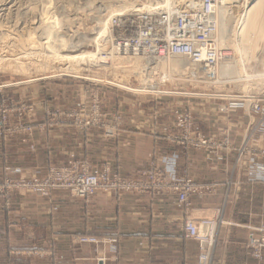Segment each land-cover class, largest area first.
I'll return each mask as SVG.
<instances>
[{
  "label": "crops",
  "instance_id": "1",
  "mask_svg": "<svg viewBox=\"0 0 264 264\" xmlns=\"http://www.w3.org/2000/svg\"><path fill=\"white\" fill-rule=\"evenodd\" d=\"M11 84L4 86L10 104L30 107L0 119V184L8 178L40 179L50 166L72 160L88 162L93 173L107 165L126 178H137L152 162L159 163L175 178L198 186L193 206L223 208L226 222L211 264H264V251L255 258L247 246L253 228L264 226V158L250 152L238 158L264 106L254 111L234 100L135 96L99 87L105 122L112 123L116 115L121 121L116 133L107 135L103 127L79 128L66 117L89 102L91 84ZM186 110L194 134L223 145L209 150L176 139ZM254 138L251 147L264 146V122ZM184 221L183 206L169 192L119 196L96 191L88 200L66 190L12 192L9 207L0 197V264H96L109 246L101 241L110 238L117 239V260L108 254V264H197L198 244L184 236ZM83 236L100 242H81Z\"/></svg>",
  "mask_w": 264,
  "mask_h": 264
},
{
  "label": "built area",
  "instance_id": "2",
  "mask_svg": "<svg viewBox=\"0 0 264 264\" xmlns=\"http://www.w3.org/2000/svg\"><path fill=\"white\" fill-rule=\"evenodd\" d=\"M202 4L197 7L179 8L174 13L166 12H137L115 16L112 18L111 40L103 50L105 61L103 65H111L109 58L120 56L139 60L142 65L141 73L132 74L128 84L138 89H129L124 86L114 85L112 88L123 90L135 96H183L196 98H217L219 95L207 92L213 89L216 81L217 67L230 58L229 49L221 48L215 38L216 34V7L217 0H201ZM183 59L191 64V70L186 73L181 66L167 74L156 69V62L160 59ZM188 70V68H186ZM185 69V71H187ZM127 74L128 72L120 71ZM171 74V75H170ZM171 77V78H170ZM131 78V77H130ZM97 84L102 81L88 80ZM176 82L179 91L163 89L169 82ZM198 85L199 92H186L184 85ZM160 89L161 91H158ZM211 91V90H210ZM236 102L245 101L230 98ZM99 93H91V103L85 104L79 109L69 110L66 117L79 128L91 126L103 127L107 135L116 133L120 125V116L116 115L112 123H106L105 114L99 106ZM249 103L254 111H261L264 106V97H257ZM5 118V115L3 116ZM264 114L257 125L247 132L242 147L239 149L238 158L248 143L254 138L258 126L263 125ZM180 134L176 139L186 142L195 148L217 149L222 142H216L211 138H205L200 134L193 133L192 115L186 110L178 121ZM257 154L264 157V150ZM54 190H66L72 196L88 200L96 191H111L117 195L124 193H138L149 195H162L173 193L184 208V236L193 239L198 244L197 264H211L214 248L218 239L220 228L225 224L223 208L195 207L192 205V194L198 190L191 180L187 178H175L168 173L159 163H151L147 168L140 171L137 178L121 177L111 172L107 165H103L100 171L93 173L90 165L84 160H72L66 165L52 166L47 175L41 179L13 180L6 179L0 184V197L6 199L9 207L10 197L13 191L21 194L27 192L48 195ZM81 242L99 243L95 237L83 236ZM108 243L109 251L113 259L117 260L116 238L101 241ZM252 256L261 258L264 251V226L253 228L247 242ZM107 253L96 257V264H106Z\"/></svg>",
  "mask_w": 264,
  "mask_h": 264
},
{
  "label": "rangeland",
  "instance_id": "3",
  "mask_svg": "<svg viewBox=\"0 0 264 264\" xmlns=\"http://www.w3.org/2000/svg\"><path fill=\"white\" fill-rule=\"evenodd\" d=\"M138 1L139 0H0V36L4 38L3 40L0 37V46L4 47V49L1 50L2 54H6L10 57L13 56V54L15 53L14 51H17L18 46L20 44L23 45L22 43H20L23 38L24 44L38 42L40 45L46 48L52 47L53 45H56L58 43L59 46H63L65 44L68 49H70L71 47L72 49H77L79 47L90 51H97L96 44L93 43L91 40L94 37L97 38L99 36L98 33L102 31L100 27L101 25L99 22V18L105 16L110 18L109 28L112 30V28L110 27L112 23V18L118 16V13L123 10V5L133 6L134 4L135 6ZM185 2L187 4H190L191 2H193V0H185ZM228 2L231 3L233 2V0H230ZM159 11L162 10H155V12ZM140 12L145 11L141 10ZM6 33L8 35H5ZM107 36L108 32L103 35L104 38H106ZM176 59L178 58L171 60L175 61ZM184 61L187 62V60ZM131 63L132 64L128 65L127 67L121 68L119 70H117L112 65H103L102 63L97 64L96 68L91 66L81 67L75 65V68L73 70L68 68V71L65 70V72L57 73H53L52 71H50L47 66L45 68H36L35 66L30 65L28 66L27 70H25L24 68V71H20L17 65H14L13 67H6L3 70H0V82L3 83H0V119L2 121H5L7 120L8 115L21 114L30 107V105L17 104L14 102L10 104L11 98L7 95L4 87L7 84L21 81L28 83L40 81H73L88 83L93 86L94 83H90L88 81L92 79L102 81V84H97V87L93 86L90 90V94L96 90L99 93V90L97 89L99 87L112 88V86L114 85L124 86L129 89H138L131 84L126 85L128 83L127 81L133 79L132 74L130 73L136 74L138 68L142 67L139 60L137 59H133ZM54 65L62 66L64 68L67 67L69 64L64 61H55ZM247 66H254V68H248ZM263 66L264 50L258 54L256 60L244 62V70L246 73L241 75L242 77L240 76L239 80H236L235 77V73H237L236 70H234V73L232 72V70V73L224 75H218L216 73V81H214L215 84L213 85V89H210L211 91H208L207 89L209 88H207V86H205L204 88L207 92L217 94L227 101L233 97L245 101L246 104L249 105L248 102L253 101L257 97H264V79L263 83L261 84V82L259 83V81L258 83H256L257 78H255L264 72ZM158 70L164 74L172 72L171 68L168 65L162 68H158ZM120 71L128 73L125 74L121 73ZM246 78L250 79L248 80ZM246 81L248 82L247 87H245L244 85ZM11 86H14V84H11ZM180 87L182 86L178 85L176 82L171 81L166 86H164L163 89L168 91H179ZM199 88L200 87L194 83H192V85L183 86V90L189 93L197 91L199 92ZM158 91L161 90L158 89ZM99 100V106L101 109L100 93ZM90 103L91 95L90 100L87 104ZM83 105H85V103L79 105L75 109H79ZM75 109L73 108L72 110ZM4 115L5 118L3 117ZM250 143H248L247 149L242 152L241 157L246 152L261 156L257 154V152L261 149L264 150V146L260 148L254 146L251 147ZM261 158L264 157L261 156ZM13 192L21 194L17 191ZM108 254H111V252L109 251V246L107 248V256L108 259H111V256ZM106 263L108 264V260Z\"/></svg>",
  "mask_w": 264,
  "mask_h": 264
},
{
  "label": "bare ground",
  "instance_id": "4",
  "mask_svg": "<svg viewBox=\"0 0 264 264\" xmlns=\"http://www.w3.org/2000/svg\"><path fill=\"white\" fill-rule=\"evenodd\" d=\"M228 1L217 0L214 4L216 7L215 38L221 48H227L232 51L230 52V56L232 57L224 59V61L217 67V74L224 75L232 72L234 73V70H236L237 73H235V77L236 80H239L240 76L246 73L244 70V62L256 60L258 54L264 50V0H233L231 3ZM201 4V0H193L190 4H187L185 0H139L135 6L134 4L133 6L123 5V10L118 13V16L130 14L134 11L140 12L141 10H144L146 13H152L158 9L162 10V12L174 13L179 8L197 7ZM99 19L102 31L98 33L99 36L97 38L94 37L91 40L96 44L97 51H90L79 47L77 49H72L71 46V48L68 49L65 44L59 46L58 43L56 44L57 46L53 45L52 47L46 48L38 42L24 44L23 38L21 41L19 40L23 45L20 44L17 51L15 50V53L11 57L2 54L1 50L4 49V47L0 46V70H3L6 67H13L14 65H17L20 71H24V68L27 70L30 65H33L36 68H45L47 66L53 73L65 72V70L68 71V68L73 70L75 65L96 68L97 64H101V62L106 60V57H104L105 55H103V50L109 44L112 33L109 28L110 18L105 16ZM107 32L108 36L104 38L103 35ZM5 35L8 34L6 33ZM2 39L4 40V38ZM109 59L111 65L117 70L127 67L132 64L131 62L133 61V59L120 56H112ZM55 61H64L69 65L64 68L62 66H55ZM188 63V61L186 62L182 59H176L175 61H172L171 59H160L155 65L156 69L168 65L172 71L176 70L178 66H181L184 72H189L192 66ZM247 67L254 68V66ZM186 68H188V70ZM141 69L142 67H139L136 74L141 73ZM185 69L187 71H185ZM255 78H257L256 83L259 81V83L261 82L262 84L264 72ZM247 84L248 82L246 81L244 84L245 87H247Z\"/></svg>",
  "mask_w": 264,
  "mask_h": 264
}]
</instances>
